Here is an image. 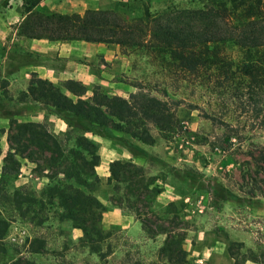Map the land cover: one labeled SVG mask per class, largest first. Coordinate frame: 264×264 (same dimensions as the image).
Listing matches in <instances>:
<instances>
[{"label": "trees", "instance_id": "trees-1", "mask_svg": "<svg viewBox=\"0 0 264 264\" xmlns=\"http://www.w3.org/2000/svg\"><path fill=\"white\" fill-rule=\"evenodd\" d=\"M39 1L25 0L29 14L21 24V34L142 48L172 69L175 79L192 77L216 96L221 107L240 110L236 124L225 113L224 117L207 113L226 131L234 130L230 136L238 133L239 126H246L241 124L243 117L247 124L264 130V0H207L201 6H167L155 14L145 3L141 16L133 20L122 12L129 11L128 0H117L110 8L89 7L84 13L48 14L33 10ZM136 84L139 89L129 97L106 93L99 84L89 94L81 80L65 79V91L52 80L32 74L24 95L43 102L48 109L45 116L51 113L63 118L67 128L56 132L45 122L22 123L27 134L25 148L33 146L32 154L39 149L49 152V179L40 189L27 183L10 188L8 183L17 178L20 162L11 148L5 156L0 177V264H34L7 257L11 244L5 238L12 219L5 212L9 210L41 225L46 211L54 209L82 229L79 241L90 251L102 258L114 252L111 238L120 227L106 229L102 224L107 205L96 194L102 183L96 171L101 157L93 136H114L121 131L152 144L180 128L175 109L181 99L167 97L166 89L163 97ZM142 151L128 160L110 161L106 178L112 189L109 200L133 214L151 236L165 233L161 247L165 254L174 249L185 254V236L171 224L157 222L155 200L165 183H159L160 174L151 169L154 162H148L146 150ZM35 240L40 243L31 251L40 252L44 243L37 235Z\"/></svg>", "mask_w": 264, "mask_h": 264}, {"label": "rangeland", "instance_id": "rangeland-1", "mask_svg": "<svg viewBox=\"0 0 264 264\" xmlns=\"http://www.w3.org/2000/svg\"><path fill=\"white\" fill-rule=\"evenodd\" d=\"M9 1L2 0L0 6ZM116 1L111 0L110 7ZM206 1L128 0L129 11L122 12L133 20L141 16L145 3H149L155 14L167 6H201ZM36 11L49 13L43 7ZM9 25L7 31L0 32V135L2 132L5 138L1 146L5 154L10 148L16 151L19 171L24 173L8 186L27 183L40 189L49 179L50 171L46 168L49 152L39 149L32 154L33 146L25 148L27 134L22 123L45 122L49 129L59 132L65 126L64 119L58 117L61 119L58 120L51 113L46 117L48 109L44 103L31 101L24 95L31 77L14 76L13 72L24 64L46 62L54 53L30 50L25 38L14 34L18 22ZM14 37L18 42L11 41ZM106 46L107 58L100 50L93 53L91 46L90 52H85L89 54H84V48L79 47L81 51L77 48L73 56H59L55 62L60 68L68 66L73 74H79L81 79L73 78L81 80L89 94L99 84L106 93L129 97L139 89L136 83H142L155 94L165 97L162 91L166 89L167 97L181 99L175 109L180 128L159 137L155 143L141 142L121 131H116L114 136H95L101 138L95 141L99 153L107 149L110 138H115L119 147L130 151L133 157L146 150L147 161L154 162L152 171L160 174L159 183H165L155 200L157 222L171 224L170 227L185 236L186 253L177 254L174 249L170 255L165 254L161 247L166 234L151 236L136 219L129 228L121 224L106 227L120 229L111 238L114 252L102 258L82 245L71 221L62 219L54 209L46 211V220L41 225L9 210L5 212L12 219L5 238L11 244L8 259L14 261L20 257L34 264H246L252 260L264 264V153L261 152L264 130L247 124V119L241 117V124L246 126H239L238 133L230 136L229 132L234 130L226 131L207 113L221 117L225 113V118L233 119L236 124L240 110L221 107L216 96L210 95L192 77L175 79L172 69L142 48H125L116 43ZM64 75L69 73L64 72L55 83L67 91L63 86L67 79ZM135 141L141 142L143 149L136 147ZM3 163L5 158L1 159L0 167ZM100 177L102 183L96 194L110 210L115 206L109 200L112 189L106 183L107 177ZM21 229L26 230L23 236H20ZM36 235L45 246L40 252L31 251L40 243L35 240Z\"/></svg>", "mask_w": 264, "mask_h": 264}, {"label": "crops", "instance_id": "crops-1", "mask_svg": "<svg viewBox=\"0 0 264 264\" xmlns=\"http://www.w3.org/2000/svg\"><path fill=\"white\" fill-rule=\"evenodd\" d=\"M107 8L111 6V0H40L34 7L33 10H36L39 7H43L46 9L49 13H84L89 7H95V8ZM43 12V11H42ZM29 11L26 8V2L25 0H10L7 5H1L0 6V32H4L8 30V25L11 22H18V27L15 28V35L23 36L24 42L27 43L26 45L30 47V50L37 52H44L48 53L52 52L53 58L49 59L46 62H40L35 65L27 66V64L19 66V69H16V72L14 76H26L31 77L34 72H36L37 75L43 78H48L52 80L53 82L58 81L59 78L62 77L64 72H68L69 75L65 78H73V76H76V78L81 79L82 77L79 74H73L71 69L66 66L64 68H60L56 64L57 57H68L73 56L75 53V50L79 47L84 48V54H89L85 52H90L89 49L91 46H93L94 51L93 53L100 50L101 52H105L106 50V43L104 42H94V41H87V40H73L68 39L70 41H63L60 39H52L48 37H30L24 34H20L19 29L20 25L23 23L24 19L28 16ZM10 26V25H9ZM17 38H12V42H18L15 41ZM23 48V47H22ZM81 51V50H80ZM105 56L107 58L106 52ZM55 58V59H54ZM25 89V91H27ZM58 120V117H56ZM64 125L67 126L65 120L63 121ZM65 126L61 127V130H65ZM67 128V127H66ZM60 130V131H61ZM95 137V136H93ZM111 140H107L108 146L107 149L102 150L100 152V163L96 166V171L100 176L107 177L110 173L109 171V163L113 159H122V160H128L131 159L132 153L124 148H120L118 145V141L115 138H110ZM94 140L101 141L100 137H95ZM136 143L141 144L139 141H135ZM5 143V138L2 135H0V161L2 158H5L6 154L2 152L3 147L2 144ZM4 164V163H3ZM0 167V173H2V166ZM23 171H19L17 173L20 177L23 175ZM1 176V174H0ZM17 179V178H16ZM21 179V178H20ZM27 179V177H26ZM20 183H23L20 182ZM21 185V184H20ZM165 191L164 193H166ZM136 218L132 216L131 214L125 213L122 211V209L118 206H114L110 210H106L103 214L102 218V224L104 227H110L111 224H121L122 226L129 228V226L135 221ZM141 222V221H140ZM79 237L83 234V231L81 228L74 227ZM143 229V225H142ZM246 264H260L257 261H248Z\"/></svg>", "mask_w": 264, "mask_h": 264}, {"label": "built area", "instance_id": "built-area-1", "mask_svg": "<svg viewBox=\"0 0 264 264\" xmlns=\"http://www.w3.org/2000/svg\"><path fill=\"white\" fill-rule=\"evenodd\" d=\"M24 234H26V230L25 229H21L20 230V236H23Z\"/></svg>", "mask_w": 264, "mask_h": 264}, {"label": "water", "instance_id": "water-1", "mask_svg": "<svg viewBox=\"0 0 264 264\" xmlns=\"http://www.w3.org/2000/svg\"><path fill=\"white\" fill-rule=\"evenodd\" d=\"M2 0H0V2H1Z\"/></svg>", "mask_w": 264, "mask_h": 264}]
</instances>
